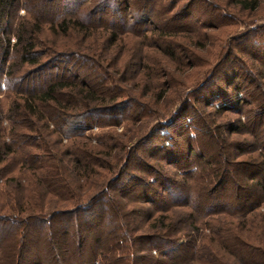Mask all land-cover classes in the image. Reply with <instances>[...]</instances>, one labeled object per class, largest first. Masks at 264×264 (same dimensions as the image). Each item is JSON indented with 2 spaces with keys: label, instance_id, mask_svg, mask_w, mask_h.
Returning <instances> with one entry per match:
<instances>
[{
  "label": "trees",
  "instance_id": "obj_1",
  "mask_svg": "<svg viewBox=\"0 0 264 264\" xmlns=\"http://www.w3.org/2000/svg\"><path fill=\"white\" fill-rule=\"evenodd\" d=\"M50 1L41 0L42 3ZM70 1L74 4L78 1V9L59 21L57 27L56 20L50 22V31L56 33V27L64 37L79 38L81 45L76 47L77 51L58 50V46L38 40L42 31L35 15L32 16L34 23L19 24L12 64L5 77L10 84L8 93H12L6 104L10 129L6 132L0 127L2 236L19 234L27 238L39 225L66 222L53 229L58 241L51 237L52 231L47 232L50 243H46L45 259L35 248L31 256L20 260L21 241L15 237L16 240L12 238V242H7L10 252L0 264H264V115H255L231 131L237 134L243 130L255 139L254 144L220 138L222 130L229 125H215L210 134L200 137L198 126L192 120L186 124L188 114L197 112L191 98L197 102V96L208 92L201 102L203 106L209 108L212 101L223 102L228 95L225 91L207 89L215 87L216 74L229 77V72L233 71L230 68L237 65L246 70L241 71L245 83L255 84L260 91L261 101L256 108L264 107V64L253 54L240 51L252 60V66L259 64L253 70L247 65L243 67L233 47L238 42L237 37L220 48L214 66L205 77L204 70L209 69L210 62L202 70L189 72L195 68L197 52L211 45L204 30H217L228 22L231 26L230 22L237 15L264 12V0H189L183 5H178L181 0ZM88 1V6L84 7ZM217 1L225 2L222 5ZM200 2L213 9L214 15L208 17L207 23L202 22L204 17L187 23ZM19 6L20 0H0L1 67L9 60V27ZM24 6L31 11V7ZM224 6L233 12L229 17L219 13ZM36 7L41 9L42 4ZM130 10L142 13L129 18ZM108 13L114 17L113 22L111 18L106 23ZM117 20L123 21L122 31L113 26ZM152 20L156 23L152 24ZM148 27L151 30H144ZM182 31L191 35V39L178 36ZM147 32L149 37L145 35ZM124 33L140 35L141 44L148 43L162 52L161 60L152 54L143 57L138 94L119 87L122 73L115 78L106 70L116 67L117 71L124 72L128 67L129 63L118 65L120 55L112 49L106 56L107 48L113 47ZM242 38L251 42L258 38L260 43L254 41L253 44L264 50V25L256 29V33L246 32ZM85 42L87 44L83 45ZM72 58L92 71H99L101 77L95 87L75 75L63 74L39 90L27 91V86L22 87L33 75L49 68L58 69L60 64H69ZM224 62H231L232 66L223 68ZM21 66L24 71L15 76ZM172 72L184 78L180 81L182 84L172 80ZM2 75L0 69V77ZM232 87V95H242L241 104L251 102L241 82ZM171 88H176L172 98L178 102L174 114L164 121L166 124L159 122L141 135L144 141L161 138L160 130L166 125L174 140L173 127L181 120L185 122L183 129L189 146L183 149L172 144L161 148V160L156 167L140 162L147 177L129 178V183L140 187V197L130 198L125 194V185L121 184L134 150L129 152L126 144L144 129L143 119L165 118L170 108L158 110L157 104L172 100L167 94ZM226 107L220 106L214 112L229 111ZM127 112L133 114L126 117ZM124 122L139 125L132 130L127 128L130 132H125L122 140L109 132L99 135L96 145H92V138L83 133L93 126H119ZM191 132L194 137L190 136ZM203 137L208 143H204ZM213 138L216 150L224 153L218 154L223 160L222 166L212 154L215 152L211 148L215 146ZM64 139L68 144H63ZM252 147L254 151L250 150ZM183 151L186 155L180 153ZM232 152L237 156L248 152L253 155L233 162L228 159ZM162 164L177 170L170 173ZM140 203L149 206L142 207L147 218L144 224L148 223L145 229L144 225L139 227L135 223L136 216L140 215ZM51 205L54 207L50 208ZM201 228L209 232L202 238V244H198ZM95 229L98 234L89 237ZM91 244L95 251L93 248L90 260L84 254V247Z\"/></svg>",
  "mask_w": 264,
  "mask_h": 264
},
{
  "label": "rangeland",
  "instance_id": "obj_2",
  "mask_svg": "<svg viewBox=\"0 0 264 264\" xmlns=\"http://www.w3.org/2000/svg\"><path fill=\"white\" fill-rule=\"evenodd\" d=\"M187 1L189 0H181L180 3L178 5H183L185 4ZM78 2V1H77ZM77 2L72 3L70 0H52L50 2L47 3H42L41 0H20V6L17 10V12L15 13L12 22L10 23L9 27V40H10V45H11V49L9 50V60L7 61V63L5 64V66H0V69H2L3 71V75L2 77H0V108L1 106H3V108L0 109V127L1 129H3L4 131H8L10 129V122L8 120V112L6 109V104H7V97L12 95L9 94L8 90L10 88V84L6 82V73L8 71V66L10 64H12V53H13V46L17 43V36H16V31L17 28L19 26L20 23L24 22V23H34V17H32L33 15H35L39 22H40V26H41V34L39 36H37L38 40H41L42 43H46V44H54L56 46H58L60 49L58 50H69V51H77L76 47L81 45V41L79 38L76 37H70V36H63V33L60 29H56V25L58 24L59 21H61L64 17H66L67 15H70V13L73 12V10H77L78 8L76 7V4H78ZM90 1L86 2L85 6H88ZM157 2H159V0H157ZM225 1L222 2H218L219 4L224 5ZM40 3L42 4V8L38 9L37 4ZM156 3V1H155ZM24 5H27L26 7H31V11L28 12L27 9L25 8ZM227 7V9H226ZM224 6L223 10H221L219 13L222 16H227L229 17V13H233L232 11L229 10L228 6ZM38 9V10H37ZM40 10V11H39ZM193 17L189 20H187V23H193V22H197L200 18L204 17L206 18V20H204V18L202 19L203 23H207L209 18L208 17H212L214 15V11L213 9L210 10L208 7H206L205 5H203V3H198V6H196L193 10ZM32 12H34V14H32ZM136 12V13H135ZM128 11V17L129 18H136L138 17V15L140 13H142L140 10H136V11ZM109 13H111V11H109ZM108 13V16L105 18L106 23H109L108 21H111L112 16H110ZM138 14V15H137ZM140 16V15H139ZM114 17L112 18V22ZM53 20L55 21V30L56 33L50 31V22H52ZM116 20V18H115ZM201 20V19H200ZM118 21V20H117ZM207 21V22H206ZM37 22V20H36ZM228 22V19L225 21ZM156 23L155 21L152 20V24ZM229 23V22H228ZM228 23L226 25H222L217 27V30H204V32H206L208 35V44L211 45H207L208 48H206L207 50H202L197 52V63L195 64V68H192V70H190L189 72H196L199 71L200 69H204L203 67L206 65L207 62H210L211 65L209 67L208 70H204L206 71L203 72V74L205 73L204 77L209 73V71L212 69V67L214 66V62L217 60V56L218 53L220 51V48H223V46L225 45V43H227L228 40H232V39H236V37L238 38V42H236V54L235 57L238 59L239 63H242L243 67L245 65H247L250 69H257L259 64H253L252 66V60L249 59L248 57H246L245 53H240V51L242 52H249L251 54H253L254 56H256L258 59H260V62L262 64H264V50H260L259 47H256V45H254L253 43H256L254 41H257V43L259 42V39L256 38L254 39L252 42L249 40H244L243 38L241 39V37L246 33V32H250V33H256V29L258 30L259 28L263 27L264 25V12L260 11L256 14H252V15H237V18H235L233 21H231V26H228ZM243 23V24H242ZM114 24V25H113ZM112 25L122 31L123 28V21L120 20L115 23H113ZM151 30L150 27L148 28H144V30ZM140 32V31H139ZM145 35H148L147 37H149L150 33H146ZM181 38L183 39H191V35L189 34H184V32H180L179 35ZM255 37V36H254ZM119 39L117 41V43L113 46V47H108L107 51H106V56L109 55V52L113 51V53H117L119 56V63L121 64V66H125V64L129 63L125 69L124 72H120L117 71L118 68L114 67V68H108L107 67V71H109L108 73L112 76H114L115 78H118V76L121 75L122 73V82H118L119 83V87L125 89L126 91H130L131 93L134 94H138L140 92L139 85L137 83V81H139L140 79V75H141V64H142V60L143 57L147 56H151L150 54L156 56L157 58H163L162 57V52L161 50H158L156 48H153L152 45L150 44H141V38L140 35L135 36L133 34H129L126 35L125 33L121 36H119ZM88 42V41H87ZM87 42H85L86 45ZM262 43V42H261ZM109 46V44H108ZM153 56V57H154ZM11 57V58H10ZM111 58V57H110ZM214 59V60H213ZM161 60V59H160ZM232 62V60H230ZM226 63L224 62L223 64V68L229 66H232V63ZM141 63V64H140ZM144 63V62H143ZM117 67H120L118 66ZM222 67V66H220ZM22 68V66H21ZM20 71L17 72V74L15 76H19L21 75V73L24 71V67L21 69ZM106 68V67H105ZM223 68H221L223 70ZM220 69V68H219ZM220 69V71H222ZM230 69H232V72H229L230 76L228 77H223L221 74L219 76L218 75L217 79L215 78L214 80V86L213 88H208L207 91L210 89H217L216 91H225L226 94H228L226 96V98L223 100V102H219V101H212L211 104L209 103L210 107L207 108L206 106H203V104L201 102H204V98L206 96V93L208 94V92H202L198 97V101L195 102L194 99H190L191 102L194 103L195 107L197 108V112L194 114H188V116L190 118H187L186 120V124L188 125L189 123L194 122L197 126H198V131L201 135H206V134H210L211 129L214 128L215 125H229L227 129H223L221 137L222 139H227L230 142H242V143H252L254 144L255 139H253L251 136L246 135L244 133L243 130H238L239 132L237 134H231V131L233 129H238V126L241 124L243 125L246 120H249L250 118L252 119L255 115H264V107H261L260 109L256 108V104L261 101V94L260 91L257 89L255 84H250L249 82L245 83L244 80V76L242 75L244 71V69L241 68V66L237 65L235 68L231 67ZM242 71V72H241ZM61 74L65 75L66 77L68 75H75L76 77H78L79 80H84L85 82H87L89 85H92L93 87H95L94 85H97L99 83V79L101 77L99 71H92V69L89 66H86L84 64H82L80 61L75 59H70V63L67 65L64 64H60L58 69L55 68H49L48 70H45L39 74H35L33 75L32 78H28V80L26 82H24L22 84V87L27 86V91L30 90H39L42 89L44 85H47L50 81L54 80V77L56 76H61ZM172 80L177 83V84H182L180 81H183V77L180 76L179 73H173L172 72ZM203 76V75H202ZM238 78V79H236ZM244 81V82H242ZM242 84L244 91L247 92L246 96L248 97L247 100L251 101L249 104H241L240 103V99L242 98V95H232L233 94V85L236 83H240ZM9 87V88H8ZM176 92V88H171L170 91H168V96L170 97L169 99L172 98V95ZM210 92V91H209ZM216 97V93L214 94ZM228 97V98H227ZM236 97V98H235ZM197 99V98H196ZM203 100V101H202ZM178 105V102H176L173 98L171 101L168 102H164V103H160L157 104V109L158 110H163L165 109H169L168 113H166L165 118L161 119V117H154L152 116L151 118H147V119H143V121L141 122H145L146 125L144 127V129L140 132H138V136L136 138H134L131 142H127L126 146L128 147V149L130 148L129 152L131 150H133V153L131 154L132 156V160L129 162L128 167L126 168L125 173L123 174L122 177V183L123 185H125L126 187V191L125 194L128 195V197L133 198L136 196L140 197V187L136 186L135 184H133L132 182L129 183L130 181V177H147L144 176L143 174V165L140 162L145 163L148 166H153L156 167L158 165V161L161 160V154H160V149L161 148H168L170 147L172 144L174 147H182L183 149L187 148L189 146L188 141H186V137H185V132H184V127H185V122L179 120V123L175 124L173 127V132L175 133V138L174 140H172V136L170 135L169 129L167 128V126L165 125V127H163L160 130V137L161 138H155L152 137L150 139H147L146 141L143 140V136L141 134H143L144 132H147L149 130H151V128H153V126L159 122L163 123L164 121L166 122L169 117H171V114H174V110L176 108V106ZM220 106H228L226 108L229 109V111H222L220 113L218 112H214L215 110H217ZM258 106V105H257ZM230 107V108H229ZM133 113L131 112H127L125 113V116H129ZM262 121H264V117H262ZM190 120V121H189ZM177 121V120H176ZM164 122V123H165ZM178 122V121H177ZM166 124V123H165ZM139 125V124H131L129 122H124L119 126H104V127H98V126H93L87 130H84V136L85 137H90L92 138L91 144L92 145H96V139L99 135L103 134V133H114V135H118V137H121L120 139H124L122 135L125 134V132H130V131H126L127 128L135 129V126ZM52 128V127H51ZM165 131V135L162 136L161 135V131ZM192 133V132H191ZM145 134V133H144ZM140 137V138H139ZM219 138V139H220ZM205 138L203 137L202 140L204 141V143H208L207 140H204ZM215 139L213 138V143L215 144V149L214 147L213 150L216 152H213L212 154L217 156L219 165L222 166L223 165V160L220 158L221 156L218 154L223 153L222 151H218L220 149H217L216 146V141H214ZM8 141V140H7ZM69 142V141H68ZM67 140L64 139L63 140V144L66 145L68 144ZM194 143V142H192ZM247 144V145H248ZM207 145V144H206ZM207 147V146H206ZM211 148H208L211 151ZM251 151H254L255 149L252 147L250 149ZM182 155L186 153L180 152ZM224 155V153H223ZM227 155V154H226ZM232 155V156H231ZM253 154L252 152H248V154H246L245 156H237L235 152L229 153V157L228 159H230V161H241V160H246L249 157H251ZM183 157V156H181ZM193 158H191L192 160ZM162 161L159 162V164L161 165ZM162 168L170 173H175L176 172V168L172 167V166H168L166 164H162ZM125 182H127L125 184ZM117 194V193H116ZM118 196V194H117ZM112 197L114 199H116V195L112 194ZM120 201H122V198H119ZM164 201V200H163ZM129 203V202H128ZM161 203V202H160ZM130 204V203H129ZM162 204V203H161ZM163 204H167V201H165ZM131 205V204H130ZM144 204L140 203V215L139 217L136 216L137 220L135 223H137L136 225L140 227V225H144V229L147 227V224H144L146 218L145 212L142 210V207H149V206H143ZM54 206H50V208H52ZM176 210V209H174ZM178 211V210H176ZM126 221V220H125ZM62 222V223H61ZM66 221L63 220H59L56 221L55 223H51V226H48L44 224L37 226V230H33L31 231V234H29V236L27 238L24 237H19V234H16V236H10V237H6V235H3L0 233V260L4 261L6 260V256L8 254L9 249L7 250L6 247H8L9 244H7V242L9 241L12 242V238L15 239V237H17L18 241H21V245L19 247V253H20V260H22V258H27L28 256H31L33 254V252L35 251V248L37 249V253L43 258L45 259L46 254L47 253V245H49L50 242H48V233L49 231H52L51 233V237L53 236L55 241L57 239V241L59 240V237L57 235H55V233L53 232V229L58 227H62L63 224ZM59 223V224H58ZM66 225V224H65ZM35 228V229H36ZM50 228V229H49ZM58 229V228H57ZM56 229V231H57ZM97 230L95 229V232L88 235L89 237L92 236H96V233L98 234V232H96ZM208 230L204 231L202 228L200 229V232L197 235V238L199 237L201 240H198V244H202V238L208 234ZM18 233V232H17ZM72 233H74V229L72 231ZM60 234V233H59ZM74 237H76V234L74 235ZM70 239V241H72L73 243L74 240L71 237H68ZM9 239V240H8ZM52 239V238H51ZM61 239V238H60ZM16 240V239H15ZM182 242H185V239H182ZM90 243V241H89ZM75 245H72V247H74ZM94 247L92 246V244L90 246H86L84 247V254L85 256H87V258H89L90 260L93 259V249ZM93 253H92V252ZM95 251V248H94ZM2 254L4 257H2ZM25 260V259H24ZM23 260V261H24ZM89 261V260H88ZM19 263V262H18Z\"/></svg>",
  "mask_w": 264,
  "mask_h": 264
},
{
  "label": "built area",
  "instance_id": "obj_3",
  "mask_svg": "<svg viewBox=\"0 0 264 264\" xmlns=\"http://www.w3.org/2000/svg\"><path fill=\"white\" fill-rule=\"evenodd\" d=\"M190 121V120H189ZM161 135L164 136L165 135V131H161ZM191 137H194L193 133L190 134Z\"/></svg>",
  "mask_w": 264,
  "mask_h": 264
}]
</instances>
